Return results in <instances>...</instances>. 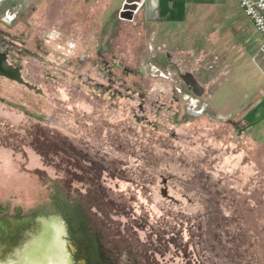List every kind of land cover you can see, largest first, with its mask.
<instances>
[{
    "label": "rangeland",
    "instance_id": "1",
    "mask_svg": "<svg viewBox=\"0 0 264 264\" xmlns=\"http://www.w3.org/2000/svg\"><path fill=\"white\" fill-rule=\"evenodd\" d=\"M111 1L0 0L42 90L0 76L5 257L58 217L69 264H264L261 33L237 0L179 23Z\"/></svg>",
    "mask_w": 264,
    "mask_h": 264
},
{
    "label": "bare ground",
    "instance_id": "2",
    "mask_svg": "<svg viewBox=\"0 0 264 264\" xmlns=\"http://www.w3.org/2000/svg\"><path fill=\"white\" fill-rule=\"evenodd\" d=\"M64 223L56 217L44 220L41 229L16 254L10 264H69L63 235Z\"/></svg>",
    "mask_w": 264,
    "mask_h": 264
},
{
    "label": "crops",
    "instance_id": "3",
    "mask_svg": "<svg viewBox=\"0 0 264 264\" xmlns=\"http://www.w3.org/2000/svg\"><path fill=\"white\" fill-rule=\"evenodd\" d=\"M112 1L119 2L120 0ZM122 1L125 4L126 0ZM135 4L136 8L140 6L145 11V16L149 20L179 23L185 19L187 14L186 0H138ZM107 9L108 7L106 11Z\"/></svg>",
    "mask_w": 264,
    "mask_h": 264
},
{
    "label": "water",
    "instance_id": "4",
    "mask_svg": "<svg viewBox=\"0 0 264 264\" xmlns=\"http://www.w3.org/2000/svg\"><path fill=\"white\" fill-rule=\"evenodd\" d=\"M138 0H126L124 5V13L123 16H130L131 13L136 9V4ZM0 76L5 77L11 81L17 82L18 84L26 86L30 90H35L37 93H42L41 89H38L36 85L31 84L26 81L22 71L19 67L13 65L9 61V57L6 53L0 52ZM187 84L191 85L194 88V92L197 95H201L203 92V88L196 82V80L192 77V75L188 74L184 77ZM164 193V191H163Z\"/></svg>",
    "mask_w": 264,
    "mask_h": 264
},
{
    "label": "built area",
    "instance_id": "5",
    "mask_svg": "<svg viewBox=\"0 0 264 264\" xmlns=\"http://www.w3.org/2000/svg\"><path fill=\"white\" fill-rule=\"evenodd\" d=\"M263 37L264 50V0H237Z\"/></svg>",
    "mask_w": 264,
    "mask_h": 264
},
{
    "label": "snow or ice",
    "instance_id": "6",
    "mask_svg": "<svg viewBox=\"0 0 264 264\" xmlns=\"http://www.w3.org/2000/svg\"><path fill=\"white\" fill-rule=\"evenodd\" d=\"M0 264H10V259L5 257V249L2 248H0Z\"/></svg>",
    "mask_w": 264,
    "mask_h": 264
},
{
    "label": "flooded vegetation",
    "instance_id": "7",
    "mask_svg": "<svg viewBox=\"0 0 264 264\" xmlns=\"http://www.w3.org/2000/svg\"><path fill=\"white\" fill-rule=\"evenodd\" d=\"M188 86L194 91V88L191 85L188 84Z\"/></svg>",
    "mask_w": 264,
    "mask_h": 264
}]
</instances>
